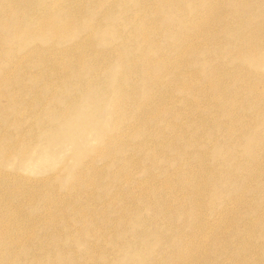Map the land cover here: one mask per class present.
Masks as SVG:
<instances>
[{
  "label": "rangeland",
  "instance_id": "374dc122",
  "mask_svg": "<svg viewBox=\"0 0 264 264\" xmlns=\"http://www.w3.org/2000/svg\"><path fill=\"white\" fill-rule=\"evenodd\" d=\"M38 1H54V17L61 11L75 29L72 41L30 40L41 52L0 46V264H264V59L255 65L257 53L244 44L238 53L233 39L242 33L264 55V0H248L250 12L243 0H22L14 9L40 13ZM64 111L77 116L59 124ZM16 129L23 158L2 153Z\"/></svg>",
  "mask_w": 264,
  "mask_h": 264
},
{
  "label": "bare ground",
  "instance_id": "6f19581e",
  "mask_svg": "<svg viewBox=\"0 0 264 264\" xmlns=\"http://www.w3.org/2000/svg\"><path fill=\"white\" fill-rule=\"evenodd\" d=\"M98 1V0H97ZM195 1V0H194ZM230 1H234V0H230ZM239 1V0H238ZM237 1V2H238ZM253 1V0H252ZM251 1V2H252ZM256 1V0H255ZM262 1V0H261ZM0 2L1 3H3V4H1L0 3V46H3V45H5V47L6 46H9V51L13 48L12 47V44L14 43V41H16L17 43H18V45L20 46V47H22V48H25L26 49V47H27V53H32V51H35V52H41L40 50V47H37V45L36 46H32V47H28L27 45H28V43L30 42V40H32V39H35V38H38V39H46L47 37H56L57 39H63L64 37H66V38H68L69 37V39L70 38H72V36L69 34H67V33H70V32H68V29L69 28H74L75 29V27H72V25H71V27H70V23H68V22H71L69 19H70V17H69V15H71V14H74V12L73 13H71L70 12V14L69 15H67L68 17H69V21H62V20H60L58 17H59V15H60V12H59V15H58V17L57 18H55L56 16H57V14H56V16L54 17V15H53V11H51L52 10V8H54L55 7V3H54V1L52 2V1H50V2H48V3H46V1L44 2V3H42L41 1V3H39V1H38V3H39V6H40V8L38 7V9H39V12L40 13H38V11L36 10V12H34L33 10L34 9H32V6L31 5H29V6H27L26 7V10L27 11H23V8H22V12H19V11H17L16 9L17 8H19L20 7V5L22 4V0H0ZM102 1H99V3L98 4H100ZM136 2H138V1H136ZM146 2H147V0H146ZM159 2L162 4V2L159 0ZM170 2V1H169ZM196 2V1H195ZM229 2V1H228ZM251 2H249V3H251ZM262 2H264V1H262ZM7 3L9 4V6L12 4V9H9V11H7V12H5L4 11V9H3V6L2 5H4V6H6L7 5ZM94 2H92V4H93ZM97 3V2H96ZM103 3H104V1H103ZM249 3H248V0H243V2H242V7L241 6H239V8H237V9H239V11H240V7H241V9L243 8L244 10H246L247 9V7H248V5H249ZM252 3H255L254 1L252 2ZM258 3H260V0H258ZM87 4V3H86ZM92 4H89V5H92ZM119 4V3H118ZM117 4V5H118ZM122 4V3H121ZM137 4V3H136ZM158 4V3H157ZM186 4V3H185ZM194 4V3H193ZM230 4V3H229ZM237 4V3H236ZM239 4V3H238ZM240 4H241V2H240ZM59 5H60V3H59ZM96 5V4H95ZM101 5H102V3H101ZM141 5V4H140ZM143 5V4H142ZM144 5H145V3H144ZM143 5V6H144ZM167 6H168V4H166ZM173 5V4H172ZM176 5V4H175ZM251 5V4H250ZM257 5V4H256ZM256 5H254L253 4V6H255L256 7ZM262 5H264V4H262ZM261 4H260V6H262ZM80 6V5H79ZM81 6H83V5H81ZM80 6V7H81ZM94 6V5H93ZM103 6V5H102ZM139 6V5H138ZM161 6V5H160ZM238 6V5H237ZM252 6V5H251ZM258 6V5H257ZM14 7L16 8V9H14ZM35 7V6H34ZM86 7V6H85ZM91 7V6H90ZM99 6H97V8H98ZM119 7V6H118ZM117 7V8H118ZM121 7V6H120ZM169 7V6H168ZM172 7V6H171ZM176 7H178L179 8V6H176ZM78 8V7H77ZM84 8V7H83ZM94 7H92V9H93ZM94 9V11L93 12H95V10H97L98 11V9ZM105 8V7H104ZM116 8V9H117ZM160 8V7H159ZM246 8V9H245ZM249 8H250V6H249ZM251 8H253V7H251ZM250 8V9H251ZM32 9V10H31ZM80 9V8H79ZM100 9H101V7H100ZM108 9V8H107ZM123 9V8H122ZM121 9V10H122ZM125 9V8H124ZM123 9V10H124ZM172 9H174V7L172 8ZM250 9H249V11H248V9H247V11L248 12H250ZM261 9V8H260ZM25 10V9H24ZM65 10V9H64ZM89 10V9H88ZM179 10H181V9H179ZM179 10H178V12H179ZM232 10V9H231ZM243 10V11H244ZM254 10V9H253ZM70 11V10H69ZM81 11V10H80ZM79 11V12H80ZM85 11V10H84ZM107 11V10H106ZM118 11H119V9H118ZM238 11V12H239ZM243 11H241V12H243ZM255 11H256V9H255ZM254 11V12H255ZM260 11V10H259ZM262 11H264V10H262ZM19 12V13H18ZM55 12H57V11H55ZM90 12H91V10H90ZM145 12V11H144ZM252 12V11H251ZM38 13V14H37ZM58 13V12H57ZM84 13V12H83ZM97 13V12H96ZM101 13V12H100ZM99 13V14H100ZM113 13H114V11H113ZM115 13H117V12H115ZM125 13V12H124ZM232 13V12H231ZM235 13V12H234ZM233 13V14H234ZM237 13V12H236ZM245 13V12H244ZM79 14V13H78ZM95 14V13H94ZM109 14H110V12H109ZM122 14V13H121ZM121 14L119 15V16H121ZM248 13H246V15H247ZM253 13H250V15H252ZM255 14H256V12H255ZM261 14H262V12H261ZM80 15V14H79ZM167 15V14H166ZM209 15V14H208ZM224 15V14H223ZM222 15V17L224 18V16ZM237 15H239V14H236V15H234V18H235V16L237 17ZM240 15H242V14H240ZM239 15V16H240ZM243 15H245V14H243ZM249 15V16H250ZM62 16V15H61ZM64 16V15H63ZM66 16V17H67ZM74 16V15H73ZM77 16V15H76ZM95 16V15H94ZM101 16V15H100ZM122 16H124V15H122ZM121 16V17H122ZM135 16V15H134ZM162 16V15H161ZM164 17H165V15H163ZM162 16V18L164 19V17ZM233 16V15H232ZM66 17H64L65 19H66ZM79 17V16H78ZM83 16H81L80 18H82ZM167 17V16H166ZM204 17V16H203ZM210 17H211V15H210ZM221 17V16H220ZM220 17H218V19L220 18ZM247 17H248V15H247ZM258 16H257V14H256V18H257ZM61 18V17H60ZM63 18V19H64ZM93 19H94V17H92ZM103 18V17H102ZM126 18V17H125ZM212 18H216V17H212ZM226 18V17H225ZM224 18V19H225ZM240 18V17H239ZM251 18V17H250ZM249 17H248V21H249V19H250ZM262 18V17H261ZM60 20V21H57V20ZM76 19H77V17H76ZM85 19V18H84ZM111 19H112V17H111ZM211 19V18H210ZM213 19V20H214ZM217 19V18H216ZM236 19V18H235ZM91 20V19H90ZM90 20H89V22H90ZM128 20V19H127ZM166 20V19H165ZM212 20V19H211ZM212 20V21H213ZM240 20V19H239ZM251 20V19H250ZM253 21L255 20V18H253L252 19ZM251 20V21H252ZM81 21V20H80ZM93 21V20H92ZM95 21V20H94ZM98 21H100V20H98ZM113 21V20H112ZM119 21H120V19H119ZM118 20H117V22H119ZM125 21V20H124ZM128 21H130V20H128ZM162 21V20H161ZM168 21V20H167ZM200 21V23H198V24H202V25H206L207 24V21H205V19L204 18H202V20L200 19L199 20ZM253 21L251 22V24L253 23ZM257 21H259L258 19H257ZM89 22H88V28H89V31L88 32H90V34L91 35H94V34H99V32H100V30L99 29H101L100 27H98L99 25H97V26H95V24H92V26H89ZM117 22H115V23H117ZM192 21H189V23H191ZM221 22H223V21H221ZM76 23V22H75ZM81 23V22H80ZM100 23V22H99ZM103 23V22H102ZM110 23H112V22H110ZM130 23V22H129ZM188 23V22H187ZM188 23V24H189ZM211 23V22H210ZM210 23H208L209 24V26H211L210 25ZM215 23V22H214ZM214 23H211V24H213V25H215ZM217 23H219V22H217ZM245 23V22H244ZM249 23V22H248ZM260 23H264V22H260ZM71 24H74V23H72L71 22ZM107 24V23H106ZM120 24V23H119ZM185 24V23H184ZM183 24V25H184ZM105 25V24H104ZM127 25H129V24H127ZM139 25V24H138ZM190 25H192V24H190ZM239 25V24H238ZM238 25L236 26V27H238ZM240 25H241V23H240ZM249 25V24H248ZM262 25H264V24H262ZM78 26H79V24H78ZM86 26V25H85ZM107 26H109V25H107ZM111 26V25H110ZM109 26V27H110ZM114 27H115V25H113ZM113 26H112V28H113ZM135 26V25H134ZM142 26V25H141ZM185 26V25H184ZM187 27H188V25H186ZM185 26V27H186ZM194 26V25H193ZM216 26V25H215ZM215 26H211V27H215ZM252 26V25H251ZM261 26V25H260ZM119 27V26H118ZM125 27H126V25H125ZM159 27H160V25H159ZM182 27V26H181ZM218 27V26H217ZM236 27H235V29H236ZM248 27H250V25L248 26ZM255 27V26H254ZM112 28L110 27L108 30H109V32H112L111 30H112ZM189 28V27H188ZM192 28V27H191ZM195 28H197V27H195ZM209 28V27H208ZM212 28V29H213ZM216 28V27H215ZM238 28H240V27H238ZM251 28H253V27H251ZM83 29H85V28H83ZM140 29H141V27H140ZM183 29H184V27H183ZM187 29V28H186ZM193 29H194V27H193ZM209 29H211V28H209ZM212 29H211V31H212ZM233 29V28H232ZM243 29V28H242ZM257 29V28H256ZM79 30V29H78ZM103 30V29H102ZM113 30H115V29H113ZM117 30V29H116ZM192 30V29H191ZM197 30V29H196ZM200 30V29H199ZM214 30V29H213ZM217 30H219V29H217ZM220 30H221V28H220ZM223 30V29H222ZM240 30H241V28H240ZM245 30H246V28H245ZM249 30V29H248ZM253 30V29H252ZM258 30V29H257ZM262 30H264V29H262ZM261 30V31H262ZM141 30H139V32H140ZM185 31V30H184ZM202 31V30H201ZM230 30H228L227 32H229ZM256 31V30H255ZM259 31H260V29H259ZM259 31H258V33L256 34V32H255V34H256V36L258 35V34H260L259 33ZM72 32H74V30L72 31ZM195 32H197V31H195ZM194 32V33H195ZM214 32H217V31H214ZM226 32V31H225ZM233 32H234V29H233ZM232 32V33H233ZM238 32V31H237ZM240 32V31H239ZM238 32V33H239ZM248 32V31H247ZM81 33V32H80ZM212 33V32H211ZM222 33V32H221ZM220 33V35H217V36H222V34ZM230 33V35H231V31L229 32ZM253 33V32H252ZM85 34H86V31H85ZM108 34V33H107ZM118 34V33H117ZM144 34V33H143ZM200 34V33H199ZM234 34V33H233ZM240 34H242V33H240ZM240 34H234V38L233 39H235L237 42H235V43H237L238 45H239V48L237 49V52L239 53V51L240 50H242L243 48H244V45H245V48H246V50L248 49L247 47H249V49L250 48H252V50L250 49L249 51H252L251 53H255V55H256V53H257V57H258V59H256L257 61H255L254 63H255V65H257L258 64V62H260L262 59H264V55H261V53H260V55L258 54L260 51L259 50H257L256 48L258 47V46H256V43L255 44H253V45H251L252 43H250L251 42V40L248 42V40H245V37L244 36H241ZM246 34H248V33H246ZM254 34V33H253ZM75 35H77V34H75ZM140 35V34H139ZM145 35V34H144ZM143 35V36H144ZM186 34H184V36H185ZM198 35V34H197ZM212 35V34H211ZM226 35V34H225ZM251 35V34H250ZM146 36V35H145ZM223 36H224V33H223ZM248 36V35H247ZM246 36V37H247ZM252 36H255V35H252ZM261 37H262V35H260ZM50 37V38H51ZM83 37V36H82ZM116 37H118V36H116ZM141 37V36H140ZM199 37H200V35H199ZM209 37H211V36H209ZM214 37H215V35H214ZM225 37V36H224ZM259 37V36H258ZM50 38H49V40H50ZM137 38V37H136ZM145 38H147V37H144V41H146V40H148V39H145ZM217 38V37H216ZM227 38V37H226ZM247 38H249V37H247ZM262 38H264V37H262ZM52 39H54V38H52ZM77 39V38H76ZM84 39V38H83ZM138 39H140V38H138ZM142 39V38H141ZM227 39H229V38H227ZM226 39V40H227ZM232 39V38H231ZM251 39H253V38H251ZM255 39V38H254ZM64 40V39H63ZM63 40H61V41H63ZM81 40V39H80ZM80 40H78V41H80ZM107 40V39H106ZM211 40H213V39H211ZM257 40V39H256ZM259 40V39H258ZM257 40V41H258ZM262 40H264V39H262ZM57 41V40H56ZM61 41H59V42H61ZM70 41H72L71 39H70ZM108 41V40H107ZM134 41H135V38H134ZM140 41H142L143 42V39L142 40H140ZM224 41V40H223ZM227 41H230V40H227ZM227 41H226V43H227ZM233 41V40H232ZM244 41H247L246 42V44H245V42ZM256 41V42H257ZM261 41V40H260ZM69 42V41H68ZM111 42V41H110ZM109 42V43H110ZM82 43V42H81ZM148 43V42H147ZM223 43V42H222ZM225 43V42H224ZM225 43V44H226ZM234 43V44H235ZM242 43V44H241ZM261 43V42H260ZM262 43H264V42H262ZM61 44V43H60ZM73 44V43H72ZM112 44H113V42H112ZM126 44V43H125ZM145 44H146V42H145ZM144 44V45H145ZM233 44V42H232V45H234ZM244 44V45H243ZM49 45H52V43L51 44H49ZM222 45V44H221ZM227 45V44H226ZM225 45V46H226ZM231 45V44H230ZM229 45V42H228V46H230ZM236 45V44H235ZM241 45H243L242 46V49H241ZM55 46V45H54ZM54 46H53V48H54ZM78 46V45H77ZM216 46V45H215ZM52 47V46H51ZM79 47H80V44H79ZM78 47V48H79ZM217 47V46H216ZM216 47H214V48H216ZM221 47V46H220ZM238 47V46H237ZM236 47V48H237ZM256 47V48H255ZM46 48V47H45ZM57 48V47H56ZM75 48V47H74ZM235 48V47H234ZM67 49V48H66ZM76 49V48H75ZM220 49V48H219ZM228 50H229V48H227ZM259 49H262V48H260L259 47ZM51 50V49H50ZM58 50V49H57ZM57 50H53V51H57ZM123 50H125V49H123ZM218 50V49H217ZM216 50V51H217ZM223 50V49H222ZM239 50V51H238ZM243 50H245V49H243ZM262 50H264V49H262ZM0 51H1V53H3L4 55L7 53V52H5L4 50H3V48H0ZM80 51V54H82L81 53V49L79 50ZM188 51V50H187ZM235 51V50H234ZM44 52H47V51H44ZM118 52V51H117ZM242 52V51H241ZM248 52V51H247ZM262 52H264V51H262ZM51 53V52H50ZM67 53V52H66ZM79 53V52H78ZM84 53V52H83ZM119 54H120V52H118ZM122 53V52H121ZM190 53V52H189ZM188 53V54H189ZM191 53H192V51H191ZM236 53V52H235ZM237 53V54H238ZM243 53V52H242ZM246 53V52H245ZM24 54H26V53H24ZM52 54V53H51ZM61 54V53H60ZM74 54V53H73ZM237 54L234 56V57H237ZM248 54V53H247ZM250 54V53H249ZM27 55V54H26ZM44 55H45V53H44ZM54 55V54H53ZM57 55V54H56ZM56 55H55V57H56ZM62 55V54H61ZM70 55V54H69ZM82 55H84V54H82ZM82 55H81V58H82ZM122 55V54H121ZM124 55V54H123ZM122 55V56H123ZM193 55H194V53H193ZM192 55V56H193ZM198 55V54H197ZM229 55V54H228ZM243 55H244V53H243ZM243 55H242V57H243ZM259 55V56H258ZM22 56V55H21ZM50 56V55H49ZM77 56V55H76ZM80 56V55H79ZM116 56H118V54H116ZM120 56V55H119ZM232 56V57H233ZM239 56V55H238ZM245 56V55H244ZM250 56V55H249ZM48 57V56H47ZM51 57H53V56H51ZM51 57H49V58H51ZM59 57V56H58ZM64 57V56H63ZM124 57V56H123ZM123 57H120V60H123V59H121V58H123ZM127 56H125L124 58H126ZM216 57V56H215ZM247 57V56H246ZM252 57V54H251V56H250V58ZM253 57H256V56H254L253 55ZM34 58H36V56L34 57ZM43 58V57H42ZM54 58V57H53ZM62 58V57H61ZM80 58V59H81ZM117 58H119V57H117ZM238 58V57H237ZM240 58H241V56H240ZM19 59H20V57H19ZM56 59H59V58H56ZM73 59V58H72ZM77 59V58H76ZM79 59V60H80ZM82 59H85V58H82ZM97 59V58H96ZM109 59V58H108ZM198 59V58H197ZM16 60V59H15ZM22 60V59H21ZM52 60V59H51ZM78 60V59H77ZM235 60V59H234ZM241 60V59H240ZM244 60V59H243ZM251 60H252V58H251ZM253 60H254V58H253ZM34 61V60H33ZM38 61V60H37ZM36 60H35V62L33 63V62H31V60L30 61H27L26 63H24V64H26V66H30V65H32V64H40V63H38ZM53 62H52V64L54 63V60H52ZM56 61V60H55ZM60 61V60H59ZM58 60H57V63L59 62ZM61 61H62V59H61ZM75 61V60H74ZM124 61V60H123ZM123 61H121L122 63H123ZM199 60H197V62H198ZM250 61V60H249ZM2 57L0 58V66L2 65ZM46 62V61H45ZM50 62V61H49ZM67 62V61H66ZM69 62V61H68ZM77 62V61H76ZM118 62V61H117ZM145 62V61H144ZM63 63V62H62ZM72 63H74V62H72ZM78 64L80 63V61L79 62H77ZM85 63V62H84ZM106 63H107V61H106ZM142 63V62H141ZM249 63V62H248ZM254 63H252V64H254ZM65 64V63H64ZM74 64H76V63H74ZM101 64V63H100ZM112 64V63H111ZM143 64V63H142ZM17 65V64H16ZM41 65V64H40ZM62 66H63V64H61ZM82 64H79V67L81 66ZM92 65H96V64H92ZM121 65V63H119V66ZM244 65V64H243ZM250 65V64H249ZM262 65H264V64H262ZM262 65H260V66H262ZM89 66H91V65H89ZM105 66V65H104ZM112 66V65H111ZM143 66V65H142ZM189 66V65H188ZM246 66V65H245ZM52 67V66H51ZM64 67V66H63ZM67 67V66H66ZM65 67V68H66ZM95 67V66H94ZM244 67V66H243ZM247 67H249V66H247ZM87 68H89V67H87ZM96 68V67H95ZM113 67H111L110 68V70L112 69ZM120 68H122V66L120 67ZM120 68H118V69H120ZM262 68H264V67H262ZM15 69V68H14ZM14 69H12V70H14ZM18 69V68H17ZM44 69V68H43ZM47 69V68H46ZM61 69H62V67H61ZM67 69V68H66ZM77 69V68H76ZM79 69V68H78ZM81 69L82 68H80V72H81ZM93 70H95L94 68H92ZM103 69V68H102ZM260 69V68H259ZM5 70V69H4ZM57 70V69H56ZM63 70H64V68H63ZM91 70V69H90ZM113 70V69H112ZM83 71V70H82ZM105 71V70H104ZM120 71V70H119ZM118 71V72H119ZM7 72H9V71H7ZM20 72V71H19ZM36 72H38V71H36ZM47 72H49V70L47 71ZM54 72V71H53ZM57 72V71H56ZM64 72V71H63ZM63 72H61V73H63ZM96 72H97V70H96ZM95 72V73H96ZM102 72V71H101ZM100 72V73H101ZM176 72V71H175ZM58 73V72H57ZM92 73V72H91ZM98 73V72H97ZM96 73V74H97ZM179 73V71H177L176 72V74H178ZM65 74V73H64ZM67 74H68V72H67ZM93 74V73H92ZM110 74V73H109ZM118 74V73H117ZM181 74V73H180ZM180 74H178V75H180ZM184 74V73H183ZM187 74V73H186ZM188 74H190V73H188ZM206 74V73H205ZM261 74V73H260ZM58 75V74H57ZM56 75V76H57ZM112 74H110V76H111ZM121 75V74H120ZM119 75V76H120ZM174 75V74H173ZM177 75V76H178ZM40 76V75H39ZM43 76V75H42ZM46 76H48V75H46ZM99 76V75H98ZM109 76V75H108ZM181 76H183V75H181ZM180 76V77H181ZM185 76V75H184ZM184 76H183V78H184ZM187 76V75H186ZM205 76V75H204ZM0 77H1V75H0ZM36 77V76H35ZM44 77V76H43ZM65 77V76H64ZM116 77H117V75H116ZM149 77V76H148ZM174 77H176L175 75H174ZM190 77H191V74H190ZM34 78V77H33ZM177 78V77H176ZM187 78V77H186ZM185 78V79H186ZM1 80H2V78H0ZM10 78H8V75H7V79H4L3 81L4 82H7V83H9L10 82V80H9ZM100 79H102V78H100ZM99 79V80H100ZM192 78H190V80H191ZM193 79H194V77H193ZM205 79V78H204ZM0 80V81H1ZM11 80H13V79H11ZM65 80V79H64ZM86 80V79H85ZM88 80V79H87ZM182 80V79H181ZM189 80V81H190ZM212 80H214V79H212ZM37 81H38V79H37ZM45 81V80H44ZM61 81H63V80H61ZM185 81V80H184ZM187 81V80H186ZM204 81V80H203ZM209 81H210V79H209ZM13 82H16V80L14 81L13 80ZM34 82V81H33ZM50 82V81H49ZM69 82V81H68ZM67 82V83H68ZM85 82H87V81H85ZM98 82V81H97ZM113 82H114V80H113ZM192 82V81H191ZM190 82V83H191ZM210 82H214V81H210ZM216 82V81H215ZM218 82V81H217ZM52 83V82H51ZM65 83V82H64ZM88 83V82H87ZM90 83V82H89ZM91 83H93V82H91ZM182 83V82H181ZM185 83H187V82H185ZM189 83V84H190ZM262 83H264V82H262ZM48 84V83H47ZM69 84V83H68ZM67 84V85H68ZM183 84V83H182ZM213 84V83H212ZM49 85V84H48ZM188 85V84H187ZM192 85V84H191ZM191 85H188V86H190L191 87ZM209 85H211L210 83H209ZM47 86V85H46ZM84 86V85H83ZM86 86H87V84H86ZM215 86V85H214ZM25 87V86H24ZM183 87V86H182ZM181 87V88H182ZM189 87V88H190ZM81 88L82 89H84V91H85V89L87 90V88H83L82 86H81ZM211 88V87H210ZM214 88V87H213ZM17 90V89H16ZM13 92H15V91H13ZM17 93V92H16ZM185 93V92H184ZM13 94V93H12ZM13 97H14V95H13ZM84 98V97H83ZM86 98V97H85ZM90 98H92V97H90ZM89 98V99H90ZM91 101H92V99H90ZM17 101V100H16ZM70 113H72L71 111H64V112H62V114H64L62 117H61V120H58L57 119V121H58V123L59 124H62L63 122H65V120L67 119V117L68 116H70V115H75V116H77L76 114H70ZM36 118V117H35ZM74 121L75 120H73L72 119V121L70 122V120H69V122L71 123V124H73L74 123ZM65 128V127H64ZM18 132H17V134H16V137H14V138H4V139H2L3 140V142H4V144H5V150H3L2 151V153H9V154H15V155H20L22 158L24 157V155H25V151H22V148H24V143H23V137H25V135L21 132V130L20 129H16ZM64 130H60L59 132L60 133H62ZM15 140H17L18 141V144L16 143L15 144ZM18 147H19V149H18ZM26 162V161H25ZM24 162V163H25ZM28 189V188H27ZM30 190V189H29ZM36 190V189H35ZM16 192L18 191V190H15ZM24 191V190H23ZM33 191V190H32ZM13 192V191H12ZM15 192V193H16ZM22 192V191H21ZM25 192H26V190H25ZM39 192V191H38ZM37 192V193H38ZM18 193V192H17ZM20 193V192H19ZM36 193V194H37ZM13 194V193H12ZM22 194H24V193H22ZM31 194V193H30ZM16 195H18V194H16ZM24 195H28L27 193L26 194H24ZM24 195L22 196V197H24ZM13 196H15V194H13ZM30 196H32L31 198H33L34 196H35V192H34V196L33 195H30ZM17 197V196H16ZM20 197V196H19ZM21 197V198H22ZM29 197V196H28ZM27 198V197H26ZM19 199V198H18ZM27 200H30V198H27ZM32 200V199H31ZM30 200V202H33L34 201V199H33V201H31ZM28 202V201H27ZM30 202H29V204H30ZM34 203V202H33ZM48 213V212H47ZM1 216V215H0ZM48 217V216H47ZM10 219V218H9ZM8 219V220H9ZM49 219V218H48ZM2 220V219H1ZM50 220V219H49ZM5 221H7V220H5ZM11 221V220H10ZM48 221V220H47ZM3 223V222H2ZM12 223L13 222H11V223H9V224H11V226H12ZM48 223V222H47ZM4 224H5V222H4ZM7 225H8V222H7ZM3 226V225H2ZM7 227V226H6ZM14 228H15V226H13ZM8 228V227H7ZM11 228V227H10ZM14 228H11L12 230L14 229ZM2 229V228H1ZM5 228H3L2 230H4ZM16 229V228H15ZM6 230V229H5ZM7 230H9V229H7ZM6 230V231H7ZM10 231V230H9ZM14 231V230H13ZM17 231H18V229H17ZM2 232V231H1ZM21 232V231H20ZM19 232V233H20ZM4 233V232H3ZM23 233V232H22ZM5 234V233H4ZM3 234V235H4ZM9 234V233H8ZM24 234V233H23ZM26 234V233H25ZM34 234V233H33ZM0 235H2V234H0ZM6 235V234H5ZM10 235V234H9ZM30 235V234H29ZM8 236V235H7ZM21 236V235H20ZM6 237V236H5ZM9 237H11V236H9ZM13 237L14 236H12V241H13ZM18 237V236H17ZM22 237H23V235H22ZM25 237V236H24ZM1 238V237H0ZM4 238V237H3ZM15 238H16V234H15ZM19 238V237H18ZM18 238H16V239H18ZM28 238V237H27ZM30 238V237H29ZM31 238H33V237H31ZM30 238V239H31ZM11 239V238H10ZM23 240H24V238H22ZM2 239H0V241H1ZM4 240V239H3ZM2 240V241H3ZM7 241H9L8 239H6ZM20 241H21V238H20ZM40 241V240H39ZM9 242H11V241H9ZM24 242V241H23ZM31 242V241H30ZM15 243H17L16 241L14 242V244ZM26 243V242H25ZM2 244V243H1ZM0 244V245H1ZM13 244V243H12ZM12 244H11V247H12ZM27 244V243H26ZM35 244V243H34ZM38 244H39V242H38ZM10 245V244H9ZM8 245V246H9ZM18 245H21V243L20 244H18ZM23 245H24V243H23ZM22 245V246H23ZM40 245V244H39ZM1 246H3V244L1 245ZM0 246V247H1ZM5 246V245H4ZM30 246V245H29ZM38 246V245H37ZM44 246V245H43ZM25 247V246H24ZM2 248V247H1ZM14 248V247H13ZM39 248V247H38ZM45 248V247H44ZM14 249H16V248H14ZM14 249L12 250V253H13V251H14ZM18 249V248H17ZM7 250V249H6ZM5 250V251H6ZM43 250V249H42ZM9 251V250H8ZM18 251V250H17ZM41 251V250H40ZM47 252V251H46ZM17 253V252H16ZM44 253V252H43ZM43 253H42V255H43ZM2 255V254H1ZM49 255V254H48ZM11 256V255H10ZM34 256V255H33ZM32 256V257H33ZM50 257V256H49ZM34 258H35V256H34ZM51 258V257H50ZM18 259V258H17ZM21 259V258H20ZM33 259V258H32ZM1 260V259H0ZM2 261V260H1ZM3 262V261H2ZM21 262V261H20ZM54 262V261H53ZM27 264V263H26ZM48 264V263H47Z\"/></svg>",
  "mask_w": 264,
  "mask_h": 264
}]
</instances>
